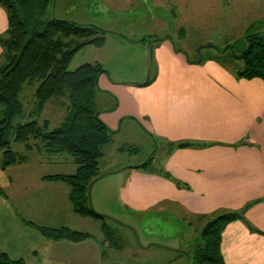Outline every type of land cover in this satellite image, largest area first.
Segmentation results:
<instances>
[{
	"label": "crops",
	"instance_id": "obj_1",
	"mask_svg": "<svg viewBox=\"0 0 264 264\" xmlns=\"http://www.w3.org/2000/svg\"><path fill=\"white\" fill-rule=\"evenodd\" d=\"M6 28L7 14L0 5V35ZM1 53L0 44V62ZM186 61L183 65L190 68L188 80L172 82L162 79L159 74L151 84L141 88L154 95L143 97L147 105L142 107L144 111L138 119L147 120L148 128L145 124L144 127L149 130V135H153V139L156 135L164 144L163 163L155 170H147L145 165L134 170L136 164L107 169V163L103 170L99 169L101 175L92 184L91 203L103 208L98 209L102 214L108 212L105 208L112 198L111 192L118 188L120 206H129L148 216L152 213L164 218L174 215L179 222L174 233L166 232L161 220L156 226L151 224L155 222H148L141 228V250L148 253L149 258H157V262L142 260L140 264H164L161 257L165 253H175L174 257L178 259L185 257L181 264H189L190 256L187 251L180 250L179 241L183 231L194 230L189 221H183V218L188 219L187 213L215 215L225 210L245 209L248 222L264 231V81L260 78L237 79L230 69L217 61L208 60L202 64ZM202 69L204 75L200 74ZM102 77L108 80L107 83L121 82L108 79L103 73L98 82ZM30 84H25L21 91L29 92L31 96L21 121L29 117L38 85L28 90L26 87ZM120 114L111 113L103 122L116 131L124 119L136 125L130 115L133 113ZM117 116H121L119 125L115 121ZM44 120L50 126L46 118L41 119V123ZM181 141H189L191 145L176 148L175 144ZM105 149L99 167L105 164ZM13 150L24 156L23 160L4 168L1 167L3 153L0 151V251L11 259H22L25 264H118L124 249L114 248L104 238L100 240L93 235L87 228V217L72 210L68 184L47 178L48 175L74 173L73 156L65 151L50 152L39 144L31 148L24 144L21 151ZM33 151L36 155L31 154ZM166 172L188 186H175L173 181L171 183L161 175ZM135 173L141 177L142 194L140 188L131 185L130 178ZM153 182L164 184L167 189H155ZM108 183L115 185L110 187ZM143 195L147 200L145 203L142 202ZM185 210V215L176 214ZM201 218L198 223L203 227ZM35 225L65 226L87 232L89 237L78 241L48 239ZM197 237L199 235L194 236ZM153 247L162 249V255L153 251ZM220 251L224 264H264V234L253 231L241 220L232 221L222 231Z\"/></svg>",
	"mask_w": 264,
	"mask_h": 264
},
{
	"label": "rangeland",
	"instance_id": "obj_2",
	"mask_svg": "<svg viewBox=\"0 0 264 264\" xmlns=\"http://www.w3.org/2000/svg\"><path fill=\"white\" fill-rule=\"evenodd\" d=\"M53 16L91 23L105 30L103 35L105 38L101 45L87 44L79 48L74 53L68 69H75L83 63L100 64L104 70L103 74L108 79L121 82L107 83L105 77L99 82L97 79L98 89H95L93 100L99 118L103 121L111 113L117 115L133 113L130 115L136 122V125H133L124 119L121 130H117L115 133L117 135L114 134L111 141L103 146V150L106 148L103 161L105 164L99 167L100 171L107 163L109 165L107 169H111V166L114 168L115 165H122L121 167L138 165L147 160L144 168L155 170L163 163L164 144L156 135L154 139L153 135H149L147 120L138 119L147 105L143 97L154 95L145 88L141 89L142 86L138 83L148 77L157 78L159 74H162V79H170L172 82L188 80L191 78L188 75L190 68L183 65L186 60L191 64L196 60L216 61L218 58L224 64L219 61L220 65L226 69L240 68V60L232 59V55L239 54L245 49L247 35L264 30V0H52L47 17ZM137 45L142 48L136 47ZM200 74L204 75V69ZM36 85L37 82H33L26 88L29 90ZM24 92L20 96L22 111L14 122L21 121L23 110L29 108L31 96L29 92L27 94ZM68 113L67 99L58 95L53 97L51 103L41 112L38 121L48 119L49 128L52 129L64 121ZM120 119L121 116L115 118L117 125L120 124ZM23 146L24 143H11V147L17 151H21ZM31 154L36 155L35 151ZM135 168L134 170H139V167ZM161 175L171 183L174 182L175 186L185 188L188 186L185 183L179 185V181L173 179L167 172ZM133 176L131 180L129 179L133 183L131 185L140 188L142 194L141 177L137 173ZM153 183H156L155 189L158 187L167 189L164 184ZM92 184L89 188L91 195L94 191ZM108 184L110 187L115 185ZM117 191L118 188H115L111 192L112 198L105 208L108 212L103 214H109L110 217L106 220L114 232L111 241H115L124 249L123 256L118 257V264H121V261L122 264H140L142 260L145 263L157 262V258H149L150 255L141 250L143 242L141 228L143 229L148 222H155L151 224L156 226V222L161 220L166 232L174 233L180 225L179 222L174 215L164 218L152 213L148 216L144 212L133 211L129 206L122 207L117 201L120 198ZM142 202H147L144 195ZM91 205L95 211L101 213L98 209L103 208L93 202ZM179 211L177 215L186 213V210L180 213ZM123 212L125 214H122ZM186 215L188 219L183 218V221H189L194 230L183 231L182 236L179 235L182 240L179 241L180 250L187 251L190 256L198 244V237L195 239L194 236H198L202 229L201 223H198L199 217H202L205 225L206 221L216 214ZM87 228L100 240L105 237L101 221L98 219L87 217ZM112 247L115 248L113 245ZM153 251L160 252V255L163 253L160 248L153 247ZM174 256L175 253L168 255L165 253L161 258L164 264H181L185 260V257L178 259Z\"/></svg>",
	"mask_w": 264,
	"mask_h": 264
},
{
	"label": "trees",
	"instance_id": "obj_3",
	"mask_svg": "<svg viewBox=\"0 0 264 264\" xmlns=\"http://www.w3.org/2000/svg\"><path fill=\"white\" fill-rule=\"evenodd\" d=\"M51 1L0 0V5L7 14V28L0 35V151L3 153L1 167L23 160L24 156L12 149V142L24 143L29 148L39 144L50 152L70 153L76 163L75 172L48 175L47 178L67 183L73 212L101 221L105 241L120 247L118 243L111 241L114 232L107 223L108 216L93 209L89 194L91 184L101 175L99 159L103 146L111 141L116 132L96 115L97 109L93 100L95 89H98L97 79L104 70L97 63H83L75 69H68L74 53L79 48L87 44L101 45L105 30L91 23H80L55 16L47 17ZM246 40L245 49L232 55V59L240 60L241 67L230 70L237 79L260 78L264 81V30L247 35ZM217 60L223 64L222 60ZM204 61L201 59L193 63L202 64ZM154 79V76L148 77L138 85L147 86ZM33 82L38 85L34 91L29 117L14 122L22 111L20 95L23 86ZM58 95L67 99L69 113L57 127L50 129L48 121L41 123L38 117L46 103ZM32 140L38 142L32 144ZM188 145H191V142L181 141L177 142L175 147L183 148ZM147 162L148 160L134 167H141ZM244 210H225L207 220L199 231L198 244L190 254L189 264H224L220 251L221 234L225 226L232 221L241 220L253 231L264 234V231L257 230L248 222ZM35 227L41 235L53 240L78 241L89 237L87 232L65 226ZM0 264L25 263L22 259H11L0 251Z\"/></svg>",
	"mask_w": 264,
	"mask_h": 264
},
{
	"label": "water",
	"instance_id": "obj_4",
	"mask_svg": "<svg viewBox=\"0 0 264 264\" xmlns=\"http://www.w3.org/2000/svg\"><path fill=\"white\" fill-rule=\"evenodd\" d=\"M96 115H98V112H96Z\"/></svg>",
	"mask_w": 264,
	"mask_h": 264
}]
</instances>
